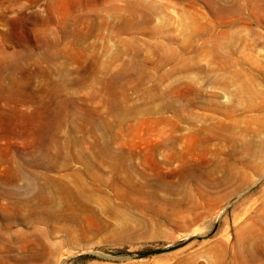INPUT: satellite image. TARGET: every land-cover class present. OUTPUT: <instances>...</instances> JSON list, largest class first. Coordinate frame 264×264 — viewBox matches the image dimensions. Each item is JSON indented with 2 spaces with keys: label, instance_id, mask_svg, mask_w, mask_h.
Wrapping results in <instances>:
<instances>
[{
  "label": "rangeland",
  "instance_id": "obj_1",
  "mask_svg": "<svg viewBox=\"0 0 264 264\" xmlns=\"http://www.w3.org/2000/svg\"><path fill=\"white\" fill-rule=\"evenodd\" d=\"M0 264H264V0H0Z\"/></svg>",
  "mask_w": 264,
  "mask_h": 264
},
{
  "label": "bare ground",
  "instance_id": "obj_2",
  "mask_svg": "<svg viewBox=\"0 0 264 264\" xmlns=\"http://www.w3.org/2000/svg\"><path fill=\"white\" fill-rule=\"evenodd\" d=\"M186 69L187 68H189L188 66L187 67H185ZM195 69H197L199 72H204V68L202 67V66H199L198 64L196 65V68ZM249 121V120H248ZM249 123V122H248ZM261 144V143H260ZM69 182V181H68ZM54 185V184H53ZM75 188V187H74ZM50 190V189H49ZM53 190H55V189H53ZM52 192V191H51ZM49 193V192H48ZM47 193V194H48Z\"/></svg>",
  "mask_w": 264,
  "mask_h": 264
}]
</instances>
